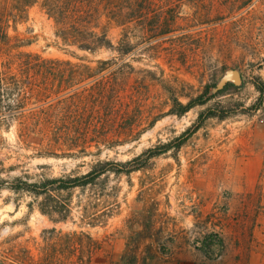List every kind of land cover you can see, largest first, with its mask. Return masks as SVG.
<instances>
[{"label":"rangeland","instance_id":"rangeland-1","mask_svg":"<svg viewBox=\"0 0 264 264\" xmlns=\"http://www.w3.org/2000/svg\"><path fill=\"white\" fill-rule=\"evenodd\" d=\"M176 1L182 6L179 24L192 25V20L196 26L176 33L186 35L180 46L155 53L150 41L133 53L131 91L137 105L128 140L93 143L86 152L61 150L47 146L39 134H26L27 118L0 120V177L8 180L84 174L99 160L126 163L149 148L160 150L165 143L172 148L139 171L112 174L97 187L75 191L66 221L42 214V199L1 191L0 264H74L73 241L67 236L74 232L102 244L92 264L120 262L129 239L139 243L140 264H264V0L246 7H240L244 0ZM12 2L0 0V9ZM41 2L24 19L10 20L6 30L13 44L16 38L17 44L28 43L13 52L76 62L59 50L54 21ZM206 12L211 23L202 24ZM102 24L116 43L121 28ZM79 54L92 66L112 56L107 50ZM0 55L5 57L2 48ZM232 71L241 75V84L182 116L176 113L175 98L187 105ZM5 86L4 114L18 95L12 88H25L22 82ZM211 113L225 118H207ZM183 134L186 141L177 149ZM144 160L118 168L141 166ZM79 202H91L86 213ZM147 218L156 233L144 231Z\"/></svg>","mask_w":264,"mask_h":264},{"label":"trees","instance_id":"trees-1","mask_svg":"<svg viewBox=\"0 0 264 264\" xmlns=\"http://www.w3.org/2000/svg\"><path fill=\"white\" fill-rule=\"evenodd\" d=\"M37 2L13 0L12 4H5L0 9V49L5 53L4 58L0 55V108L4 103L5 85L8 82L14 85L22 82L25 85V88H12L14 93L18 90V95L13 96L8 113L0 111L1 122L27 118L26 134H39L47 146L61 150L86 152L93 143L107 146L115 138L128 140L135 131L137 105V98L131 91L135 75L131 63L133 53L139 45H147L150 41H154L150 50L155 53L182 45L186 35L178 37L176 33L196 26L195 21L191 20L192 25L179 24L182 6L176 0H42L41 6L54 21L55 36L62 43L59 50L77 61L44 58L25 51L13 52L28 43L17 44L20 40L16 38L18 42L13 44L6 28L11 19L13 22L24 19L27 10ZM251 2L244 0L240 7H246ZM233 8L234 4L230 10ZM209 16L206 12L199 21L202 24L211 23L205 18ZM103 21L121 28V37L116 43L109 38ZM101 50L111 52L112 56L95 61V66L86 56L79 54L94 55ZM218 83L215 80L203 94L187 105L175 98V107L179 109L176 113L182 116L193 107L206 105L211 99L234 87L233 83L228 82L209 96L211 89H217ZM256 88L261 91L260 82ZM213 117L225 118L216 113L207 116ZM184 136L177 138V149L185 143ZM171 149V143H165L160 150L149 148L126 163L99 160L84 174L73 173L36 181H32L29 176L10 180L0 177V192L9 190L15 194H31L42 199L39 202L42 214L58 216L55 222L66 221L73 209L72 196L75 191L85 192L97 187L101 179L107 180L112 174L139 171ZM47 156L49 154L44 155ZM141 158H145L141 166L127 170L118 168L130 166ZM64 194H67V198H63ZM90 203L78 204L86 213ZM83 218L86 219L85 216ZM143 225L147 233H156L151 218L144 220ZM67 236H71L73 241L74 264H92L102 244L85 232H74ZM138 246V242L129 239L120 262L115 264H140Z\"/></svg>","mask_w":264,"mask_h":264},{"label":"water","instance_id":"water-1","mask_svg":"<svg viewBox=\"0 0 264 264\" xmlns=\"http://www.w3.org/2000/svg\"><path fill=\"white\" fill-rule=\"evenodd\" d=\"M228 82H231V83H233L235 85L241 84L242 77L236 71L229 72V73L224 75L222 80L218 83L217 89H215V90L217 91V90L223 88Z\"/></svg>","mask_w":264,"mask_h":264}]
</instances>
